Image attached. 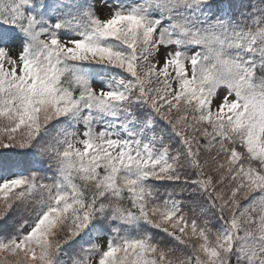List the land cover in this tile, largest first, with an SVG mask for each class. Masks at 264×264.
<instances>
[{"label": "snow or ice", "instance_id": "1", "mask_svg": "<svg viewBox=\"0 0 264 264\" xmlns=\"http://www.w3.org/2000/svg\"><path fill=\"white\" fill-rule=\"evenodd\" d=\"M0 264H264V0H0Z\"/></svg>", "mask_w": 264, "mask_h": 264}, {"label": "trees", "instance_id": "2", "mask_svg": "<svg viewBox=\"0 0 264 264\" xmlns=\"http://www.w3.org/2000/svg\"><path fill=\"white\" fill-rule=\"evenodd\" d=\"M224 2H228V0H224ZM248 0H233V3L237 5V7L242 3H247Z\"/></svg>", "mask_w": 264, "mask_h": 264}, {"label": "rangeland", "instance_id": "3", "mask_svg": "<svg viewBox=\"0 0 264 264\" xmlns=\"http://www.w3.org/2000/svg\"><path fill=\"white\" fill-rule=\"evenodd\" d=\"M112 2V0H109V3H111ZM104 11H108V9H105ZM103 14V13H102Z\"/></svg>", "mask_w": 264, "mask_h": 264}]
</instances>
